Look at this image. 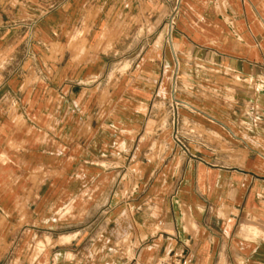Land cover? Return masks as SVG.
I'll use <instances>...</instances> for the list:
<instances>
[{
    "label": "crops",
    "instance_id": "0c3cea01",
    "mask_svg": "<svg viewBox=\"0 0 264 264\" xmlns=\"http://www.w3.org/2000/svg\"><path fill=\"white\" fill-rule=\"evenodd\" d=\"M173 249L264 264V0H0V264Z\"/></svg>",
    "mask_w": 264,
    "mask_h": 264
},
{
    "label": "built area",
    "instance_id": "2783aa9c",
    "mask_svg": "<svg viewBox=\"0 0 264 264\" xmlns=\"http://www.w3.org/2000/svg\"><path fill=\"white\" fill-rule=\"evenodd\" d=\"M158 226L161 223L157 224ZM129 264H142L136 259H132ZM152 264H193L192 258L189 254L181 249L170 250L159 256Z\"/></svg>",
    "mask_w": 264,
    "mask_h": 264
},
{
    "label": "rangeland",
    "instance_id": "374dc122",
    "mask_svg": "<svg viewBox=\"0 0 264 264\" xmlns=\"http://www.w3.org/2000/svg\"><path fill=\"white\" fill-rule=\"evenodd\" d=\"M169 113H170V115L173 114V112H169Z\"/></svg>",
    "mask_w": 264,
    "mask_h": 264
}]
</instances>
